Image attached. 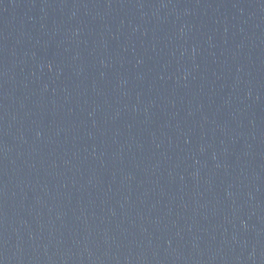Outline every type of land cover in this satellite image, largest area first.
Segmentation results:
<instances>
[{
    "label": "water",
    "instance_id": "obj_1",
    "mask_svg": "<svg viewBox=\"0 0 264 264\" xmlns=\"http://www.w3.org/2000/svg\"><path fill=\"white\" fill-rule=\"evenodd\" d=\"M0 264H264V0H0Z\"/></svg>",
    "mask_w": 264,
    "mask_h": 264
}]
</instances>
